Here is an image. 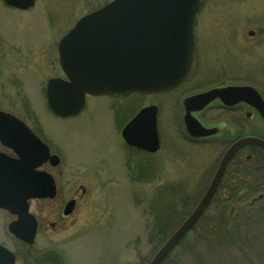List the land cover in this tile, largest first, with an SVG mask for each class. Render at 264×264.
I'll return each instance as SVG.
<instances>
[{"label": "rangeland", "instance_id": "rangeland-1", "mask_svg": "<svg viewBox=\"0 0 264 264\" xmlns=\"http://www.w3.org/2000/svg\"><path fill=\"white\" fill-rule=\"evenodd\" d=\"M112 1L38 0L32 10L24 12L0 0V111L31 126L41 124L51 137L53 151L61 157L58 170L48 168L58 183V196L41 205L62 207L69 199L77 201L67 231L52 237L64 239L63 244L38 242L32 253L35 260L53 252L61 264H149L200 201L230 146L188 142L183 137V99L225 85L248 84L264 92V0H202L189 81L178 90L122 99L132 117L144 107L157 106L159 153L129 152L121 145L108 98L90 99L77 119L56 117L47 106L45 91L50 79L64 78L58 45L78 20ZM222 115L210 110L200 120L210 127ZM228 124V132L223 128L226 137L264 138V124L253 112L249 124L236 120ZM261 160L249 163V176H243L240 183L221 187L219 200L209 212V226L249 227L264 221V203L256 200L264 195V157ZM147 164L154 171L151 178H145ZM238 164L232 171L239 170ZM230 194H241L234 203L248 204L254 211L219 222L217 218L233 204ZM6 218L0 209V240L8 243ZM198 239L195 232L189 234L165 264H193V254L200 251L192 253L191 248L200 245ZM226 254L237 264H264L259 254H239L238 247Z\"/></svg>", "mask_w": 264, "mask_h": 264}, {"label": "water", "instance_id": "water-1", "mask_svg": "<svg viewBox=\"0 0 264 264\" xmlns=\"http://www.w3.org/2000/svg\"><path fill=\"white\" fill-rule=\"evenodd\" d=\"M37 0H4L11 9L29 11ZM201 0H115L82 18L58 47L60 65L67 80L48 82L49 109L60 118L77 116L87 95L107 96L137 93L153 95L171 91L190 76L195 60V23ZM219 101L226 108L246 104L264 122V98L252 86L210 89L183 101V123L191 139H206L218 133L206 128L193 115ZM158 109H142L125 127L122 137L133 148L148 153L160 149ZM0 143L18 158L0 154V209L17 216L9 226L16 238L34 242L36 222L29 214V201L54 199L53 177L39 169L60 164L58 156L15 116L0 112ZM264 152V140L246 137L234 142L223 156L199 204L170 235L149 264H163L190 234L210 208L226 172L245 148ZM264 199V195L256 200ZM71 201L65 208L70 215ZM28 235H25L26 233ZM0 264H15L12 252L0 245Z\"/></svg>", "mask_w": 264, "mask_h": 264}, {"label": "flooded vegetation", "instance_id": "flooded-vegetation-1", "mask_svg": "<svg viewBox=\"0 0 264 264\" xmlns=\"http://www.w3.org/2000/svg\"><path fill=\"white\" fill-rule=\"evenodd\" d=\"M201 4H202V0H201ZM201 6L202 5H200V9H201ZM200 9H199V12H200ZM199 12H198V14H199ZM251 34H253V35H251ZM251 34H250V36H251V38H253L254 33L252 32ZM188 81H189V79H188ZM186 83L181 85L178 89H180ZM178 89H176V90H178ZM259 92L261 93L262 97L264 98V92L260 91V90H259ZM196 93H199V92H196ZM196 93H193V94H196ZM128 97H130V96L129 95L128 96L114 95V96H105L104 98H108L110 100V102L112 103V110H113L112 113L115 114L116 127L119 128V130H120V137H121V141H122V142H120L121 145L123 143V145L125 146V148L129 152H134V151L138 152L137 150H135V149L133 150L132 148L126 146L124 141L122 140L123 130L133 120V118L137 115L136 114L135 116L132 117L131 113H127V111L125 109L126 104L123 103L124 101L122 99L123 98L126 99ZM92 98H103V97L87 96L86 105H85L84 110L79 115H77L76 117H72V118H68V119L79 118L84 113V111L88 105V101H90V99H92ZM126 103H127V101H126ZM210 110H214L216 112H220V113L224 114L220 117V119L216 125L210 126L211 128H216L218 133L211 138H208L205 140H194V141H191L184 134V138L187 141L192 142V143L195 142V143H203V144L212 142V143L221 144V145H227V144L232 145V143H234L235 141H237L238 139H241L243 137H239V138L238 137L232 138V136L226 137L225 135L228 132L227 129H230L228 123H230V122L234 123V120H236L238 122L242 121L244 123L249 124L250 119L252 118V112L255 113L261 119V117L257 113V111L254 110L253 108H251L250 106L246 105V104L242 103V104H239L238 106H236L234 108H226V107L222 106L219 101L214 102L210 107H208L203 112L198 113L195 116L200 120ZM234 115H238V117L237 118L229 117V116H234ZM224 120H226V121L224 122ZM22 121L24 123H26L24 120H22ZM261 121H262V119H261ZM263 124H264V122H263ZM28 126L32 130V132L36 135V137L38 139H40L45 145L48 146L51 153L54 155H57L55 153V151H53L54 148H53V145L51 142V137L49 136V134L45 130V128L39 123H35V126H31V125H28ZM204 126H206V125L204 124ZM206 127H208V126H206ZM223 128H226L227 132ZM262 139H264V138H262ZM0 154H5L11 158H16V159L18 158V156L12 150L5 148L4 146L1 145V143H0ZM61 162H62V160H61ZM60 165L56 168H53L48 163V164L44 165V167H42L40 169V171H45L47 173H50L54 177V175L49 171L48 168H50L51 170H58ZM150 166H151V164H147V168H146V170H147L146 175L149 178L154 176V174H153L154 171H153V169L151 170ZM132 169H133L132 171H134L133 174L135 175V176H133V175L132 176L136 179L138 177V174H137L138 166H135L134 168L132 167ZM135 171H136V174H135ZM54 179H55V177H54ZM55 183L57 185V190H58V183H57L56 179H55ZM85 193L86 192L83 190V196ZM57 196H58V191H57ZM57 196H56V198H57ZM48 201H53V200H31L29 202V214L34 218L36 225H37L35 235H34L33 245H30L25 241L17 239L14 235H12L9 232L10 224L16 222L18 220V217L13 216L10 213L6 212L7 218H6V223H5L6 227L4 226V230H5L4 234L8 236L7 238L9 240V242L8 243L2 242L0 240V245H2L6 249H8L12 253H14L15 264H61L59 258L55 254H53V252H49V253L45 254L43 257H38L36 260L34 258L35 255L34 254L32 255V253H36L35 246L37 245L38 242L43 241V240L46 242V244H51L55 247L60 246V244H63L64 239H58L55 241V239H52V237L53 236L58 237L60 233L67 231L69 219H72L74 214H75L77 201L75 199H69V201L65 202V205L62 207L41 205V203H46ZM70 201L76 202L75 207H74V211L70 215L66 216L65 215V207ZM24 234L28 235L27 232ZM11 245H12V247H11Z\"/></svg>", "mask_w": 264, "mask_h": 264}, {"label": "trees", "instance_id": "trees-1", "mask_svg": "<svg viewBox=\"0 0 264 264\" xmlns=\"http://www.w3.org/2000/svg\"><path fill=\"white\" fill-rule=\"evenodd\" d=\"M241 156L242 158L244 156L247 158L245 160L246 162L242 161ZM263 157H264V153L258 149L255 148L246 149L244 152H242L241 155H239L235 159V161L231 165L221 187H225V186L227 187V182H229L230 185L235 184V181L240 183V181L243 180L242 179L243 176L244 177L249 176V172H250V166H248L249 163L256 162L258 160L262 162L261 158ZM236 163H239L238 164L239 170L232 171V168ZM245 163H247V165ZM145 178H149V177L146 175ZM218 195L219 194H217V196L215 197L208 212L205 214V216L200 220L196 228L193 230V233L195 232L199 238L197 244H200V245H196V248L195 247L191 248L192 253L193 250L197 251V248L200 251L197 252L198 254L196 255L193 254L194 256L193 264H237L231 258L230 254H226V251H228L229 248L231 247L232 248L238 247L239 254L241 253H247L249 255L259 254L260 258H262L261 261L264 262V221L261 224L258 225L256 224L257 226H249V227L236 225V224H233V226L230 227L221 225L218 226V228H213L212 225L209 226L207 222L209 217V212L211 211L215 203H217V201L219 200ZM239 195L241 194L229 195L228 200H230L231 203L233 204L226 211H223V213L217 218L219 222H221V220L227 221L229 219L231 221V219H233L243 211L247 213L254 211L255 207H248V204L247 205L235 204L236 203L235 201L240 199ZM258 203H264V199H260ZM156 230H160V229L156 228Z\"/></svg>", "mask_w": 264, "mask_h": 264}]
</instances>
